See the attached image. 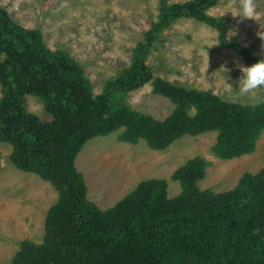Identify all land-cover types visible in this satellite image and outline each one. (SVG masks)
Returning <instances> with one entry per match:
<instances>
[{"label":"trees","instance_id":"obj_1","mask_svg":"<svg viewBox=\"0 0 264 264\" xmlns=\"http://www.w3.org/2000/svg\"><path fill=\"white\" fill-rule=\"evenodd\" d=\"M218 1L160 0L158 21L134 51L131 69L99 96L69 53L51 52L39 31L23 28L0 8V140L14 144L18 169L37 174L60 193L45 223V243L23 242L14 264H264V168L244 173L228 191L203 190L198 181L209 162L196 156L172 175L182 186L177 196L168 197L166 179L154 178L102 209L87 198V184L75 165L89 139L118 131L121 142L145 141L157 151L184 136L209 132L217 133L211 150L218 159L256 151L264 133V89L260 103L238 104L158 79L154 93L175 105L163 122L124 100L152 79L146 56L160 33L184 15L216 29L246 66L260 60L227 40L223 18L206 14ZM27 94L44 101L49 121L27 110Z\"/></svg>","mask_w":264,"mask_h":264},{"label":"rangeland","instance_id":"obj_2","mask_svg":"<svg viewBox=\"0 0 264 264\" xmlns=\"http://www.w3.org/2000/svg\"><path fill=\"white\" fill-rule=\"evenodd\" d=\"M239 3L219 0L206 14L225 20L228 41L264 59V39L258 35L264 34V0H253V18L243 20L234 16ZM159 6L160 0H0V8L13 21L42 34L51 52L71 55L84 70L94 96L103 94L110 82L131 69L134 51L145 43V33L158 21ZM160 34L145 59L152 79L129 91L124 99L131 109L161 122L173 113V102L154 93L158 79L211 92L229 103H260V89L244 96L237 91L241 75L238 65L246 63L219 40L216 29L184 15ZM3 97L0 85V99ZM26 105L42 121L50 120L40 97L27 94ZM120 134L89 139L75 161L88 187L87 198L102 209L114 206L139 184L154 178L166 179L168 197L177 196L182 186L172 175L196 156L209 162L205 177L198 181L203 190L228 191L244 173L257 174L264 168V133L254 153L230 160L218 159L212 152L216 132L184 136L162 151L150 149L145 141L137 145L121 142ZM14 149L11 142L0 140V264H14L25 241L35 246L45 243L48 213L60 198L50 182L16 167L12 161Z\"/></svg>","mask_w":264,"mask_h":264},{"label":"clouds","instance_id":"obj_3","mask_svg":"<svg viewBox=\"0 0 264 264\" xmlns=\"http://www.w3.org/2000/svg\"><path fill=\"white\" fill-rule=\"evenodd\" d=\"M234 16L244 18H253L254 4L253 0H240L238 13ZM264 39V34L258 33ZM241 75L238 80V92L244 96L256 89H264V59H260L250 65H238ZM258 144V142H257Z\"/></svg>","mask_w":264,"mask_h":264}]
</instances>
